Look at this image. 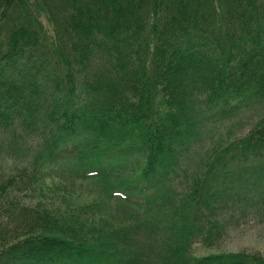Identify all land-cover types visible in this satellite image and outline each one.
Returning a JSON list of instances; mask_svg holds the SVG:
<instances>
[{
	"label": "trees",
	"instance_id": "trees-1",
	"mask_svg": "<svg viewBox=\"0 0 264 264\" xmlns=\"http://www.w3.org/2000/svg\"><path fill=\"white\" fill-rule=\"evenodd\" d=\"M263 104L264 0H0V153L32 157L0 181V264H264L191 254L245 185L264 201V116L174 185L201 127ZM73 161L97 208L6 203Z\"/></svg>",
	"mask_w": 264,
	"mask_h": 264
},
{
	"label": "rangeland",
	"instance_id": "rangeland-1",
	"mask_svg": "<svg viewBox=\"0 0 264 264\" xmlns=\"http://www.w3.org/2000/svg\"><path fill=\"white\" fill-rule=\"evenodd\" d=\"M43 20L48 25L45 15ZM49 29L52 30V28ZM261 116H264V104L247 110L232 119L218 124H206L201 127L198 133L200 138L198 139V146L200 145V147L195 152L192 151V158L188 160L192 163L188 166L190 167L188 171L190 178L181 172V175L175 178L174 185L182 189L191 184L192 176L196 174L195 169L198 168L197 164L200 160L205 163L207 160L205 153L208 152L210 147L225 144L229 140L246 134L255 124V120ZM20 144L26 146V149L29 146L28 142L25 141ZM24 155L25 153L20 150H5L0 153V181L6 182L10 176L20 173L19 168L28 164L29 158H32L29 156L24 158ZM83 167L77 161L61 162L54 165L50 170V174L38 182L37 190L28 188L23 182H18L16 188L1 193L6 197V203L9 199L17 197L21 201L31 203L34 206L37 203H45L56 205L64 211H76L77 208L85 204L97 208L95 200L100 199L99 192L96 186L93 187L87 179L82 178V172L79 171ZM24 177L26 178V176ZM262 182L264 183V180ZM249 188L248 185H245L243 190L247 191L244 192L245 195L247 193L246 197L237 200L235 207L227 210L217 220L216 227L212 228V237L201 238L195 242L191 251L193 257L242 251L264 254V201L256 193L255 188L251 187L250 192ZM15 210L19 212L18 207ZM89 215L90 217L93 216L90 212ZM96 218L99 219L98 216ZM5 225H7L6 221H3V225H0L1 239L8 236L9 232L6 231L11 229V226L7 227ZM10 225H13V223L11 222ZM11 236L9 235V241H11Z\"/></svg>",
	"mask_w": 264,
	"mask_h": 264
}]
</instances>
